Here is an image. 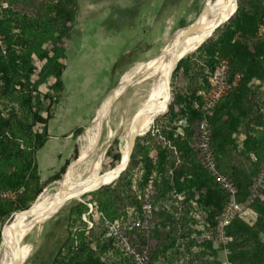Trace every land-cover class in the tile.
<instances>
[{
  "label": "trees",
  "instance_id": "16d2710c",
  "mask_svg": "<svg viewBox=\"0 0 264 264\" xmlns=\"http://www.w3.org/2000/svg\"><path fill=\"white\" fill-rule=\"evenodd\" d=\"M6 1L12 3V0ZM79 3L80 0H54L48 7L49 16L45 24H41L39 18L21 16L9 8L0 19V35L5 46V49L0 47V103L8 98L11 102L17 100L20 103L17 108L12 107L7 116L0 111V192H14L11 199L0 200L1 224L11 223L13 214L28 210L46 187L42 184L37 153L43 149L49 137V124L54 117L51 113L53 97L42 95L40 88L53 79L49 89L56 92L57 97L64 90L62 78L66 70L65 60L75 34ZM13 23L16 24L13 26ZM262 27L264 0H239L238 11L229 24L217 29L218 39L199 50L202 52L200 58L204 66L198 75V84L197 79H194L195 88L186 97H176L170 105L169 113L163 118L164 125L160 128L155 125L148 132L145 144L140 143L141 138L137 139V149L131 156L129 167L114 185L86 194L84 203L72 207L67 220L68 235L51 264L131 263L133 259L124 256L115 240L105 236L101 214L111 221L118 218L127 220L132 215L142 218L139 197L150 180H155L157 189L152 201L153 207L161 197L176 191L185 197L186 206L191 208L189 201L194 200L207 211L208 225L218 228L230 194L203 164V157L197 147V128L203 121L212 129L210 150L219 172L229 177L238 189L236 202L243 207L247 204L257 214L253 225L237 214L225 227L227 243L224 248L229 251V262L264 264V187L257 188V194L253 197L254 179L258 178L264 166V133L259 137L251 134L255 127L264 131V115L255 110V103L250 100L252 95L249 87L253 79L264 80V38L259 36ZM18 30V33L14 32ZM239 37L246 40L258 38V45L254 51H250L247 44L238 41ZM225 47L232 50V55L227 58L228 79L232 82L238 75L240 83L216 103L211 114L205 115L204 96L210 91L208 73L220 64L218 57ZM33 57L42 63L40 69L34 64ZM190 62L189 59L181 60L173 76L181 70L189 76L193 72ZM200 80H203L202 84ZM46 101H50L47 108L44 107ZM177 119L186 121L181 134L177 133ZM241 125H245L244 133L247 136L242 151L233 138ZM82 133L83 128L75 132L76 136ZM157 138L163 142L156 141ZM117 145L118 140L108 151L110 162L107 163L110 169L104 174L117 168L121 162ZM226 146H232L239 158H245L249 167L243 164L242 167L232 166L233 170L225 168L223 161L227 162L226 158H229ZM131 148L127 151L128 157ZM140 165V178L136 180L135 170ZM65 166L51 178V182L60 179L66 171ZM89 204L98 213L93 218L96 224L91 230L87 229L81 218L88 212ZM131 209L134 210L132 214L129 212ZM190 221L193 220L190 218ZM190 221L184 216L179 220L172 219L170 232L163 238L165 243L161 249L151 253L149 264L157 262L160 254H165L169 247L175 246L180 232L191 230ZM77 224L79 228L72 232V227ZM137 231L143 230L132 232V235L139 238L141 233ZM157 231H153L152 237H156ZM180 245L182 243L178 247ZM201 246L209 249V255L217 252L213 242L200 244L195 238H190L186 243L187 253L183 255L190 257L189 264H219L210 261L205 252H194V248ZM106 257L116 258L117 261H103Z\"/></svg>",
  "mask_w": 264,
  "mask_h": 264
},
{
  "label": "rangeland",
  "instance_id": "374dc122",
  "mask_svg": "<svg viewBox=\"0 0 264 264\" xmlns=\"http://www.w3.org/2000/svg\"><path fill=\"white\" fill-rule=\"evenodd\" d=\"M53 1L54 0H12L11 3L10 1L7 2L6 0H0V19L3 18V12L7 8H9L10 10L21 14V16L29 15L33 18H39L41 24H45V19L49 16L48 7ZM80 1L81 2L79 3L78 17L75 23V30L76 27H84L87 31L86 35H84L83 38H74L68 48L69 51L67 53V59L65 60L66 70L62 78L65 88L59 97H57L56 92H53L49 89L54 82L53 79L49 80L40 88V92L42 95L48 94L53 97V106L51 107V113H53L54 117L50 121L49 128L50 136L53 138H51L45 145V147L41 149V151H39V154L37 153V160L41 170L40 176L42 178V184L46 187L35 203H37L42 195L46 193L50 194L46 198L45 202L50 201L51 198L57 193L59 183L65 180L70 175L72 170L76 168L83 145L80 138L85 134L87 127L92 125L94 119H96L97 111L100 110L103 105L106 104V102L112 97V91L117 87L120 81L131 72L130 70L132 68H135L132 66L137 62L148 61L142 66L149 65L150 63L154 62L177 37V33L189 30L194 27L204 9H207L210 4L219 0H176L177 3L175 4V7L169 9L168 13H164L163 17L160 20V27H167L168 35L162 37L161 42L156 47H154V49L147 50L144 48V50H138L135 56L132 58L130 56V54L133 55L134 53L132 49L137 48L140 42L136 43L134 41H131L133 42V46L128 43H123L125 45V47L123 48H128V50L127 52H125L126 56L118 61L121 67L118 66L115 67V69L114 66L110 65L112 62L111 56L107 57L106 51L104 52L103 50H101L99 52V48L97 46L100 47L101 44L98 42V39L100 40V36L97 34V32H99L101 29L108 28V33L110 36H115V33H113L112 31L117 30V34H124L123 36L128 38V36L130 37L133 36L132 34H136L138 30L136 28H138L140 25H143V27L145 26V19L142 18L141 14L137 19L126 20L124 25L121 26L109 20L110 15L119 14L117 13L119 11L118 6H114L112 1ZM145 1L147 3L142 4L140 12L145 13V15L147 14V16L152 14L151 10L153 8H156V6L163 2V0ZM123 11L124 10H122V12ZM105 14H107V18H102L101 16H104ZM220 14L221 11L217 12V16H219ZM15 24L16 23H13V26ZM14 32L18 33L19 30ZM89 32L91 33L90 36H88L90 34ZM259 36H262V38H264V27L260 29ZM217 39V32H215L197 50H195L193 53L188 54L183 59H189L191 61L190 63H192L191 65L193 72H191L189 76L183 73L182 70L176 76H173L174 72L177 69L174 68V71H172L169 77L170 80L168 79V86L169 84H171L172 86L171 90L168 89L169 96L166 94L165 77L162 73L153 74V79H155L157 82L155 86H157L160 91L159 94L153 98V100H150V96L152 95L154 82L136 84L135 86H131L125 93L121 94V96L114 104L108 116V119L99 123L98 127L95 126L89 134L90 143L88 144V150L86 143L85 150L89 152L87 160L91 161L93 157L99 154H101L103 158L100 164L98 175L95 178L98 183L102 181L103 176L105 175V171L110 169L108 168L109 165L107 162H110V160L107 158V154L110 148H112L115 141L118 140L117 147L121 154V160L124 159L121 149L123 148V151L127 153V151L132 147L133 136L128 131H130L134 127L139 115L144 108L148 106V112H151L152 110L151 113H153L155 111V115L151 127L148 131V120H145L146 122L143 124V130H139V134L145 133L144 136L139 137L142 139V141L140 142L142 145L145 144V138L147 136L146 134L155 125H157L158 128L164 125L165 121L163 120V118L166 115L165 110L167 108L168 100H171L170 105H172L177 96L186 97L195 88V83L197 82L198 84V75L200 74V70H202L204 66L203 61L200 58L202 52H200L199 50L203 48V46L209 45L212 41H215ZM237 39L238 41L247 44L250 51H254L258 45V38H255L253 40H246L239 37ZM116 45L120 46L121 44L117 43ZM123 48H121V51H126ZM96 49L98 50V52ZM231 51L232 50L228 47L223 48V51L218 57L219 62L228 63L227 58L232 55ZM33 62L38 69L41 68L42 63L39 62L36 57H33ZM194 79H197L196 82ZM235 81H237L238 86L240 83V76L237 75ZM200 82L202 84L203 80H200ZM249 87L251 88L252 95L250 96V100L254 101L256 106L255 110H258L264 115V80L253 79L249 83ZM19 104L20 103L17 100L16 102H11V99L9 98L5 99L0 103V111H2L3 115L7 116L9 110L12 107L17 108ZM49 104L50 101H46L44 103V107L47 108ZM43 115L46 116L47 114L44 112ZM103 122H105L104 125H102ZM120 122L123 124L122 127H119ZM175 124H177L178 126L177 132L182 133L183 128L186 126L185 119H177ZM80 128H83V133L79 136H76L75 132ZM244 130L245 125H241L239 132L233 135L235 142L240 146V151L243 150V144L247 137L244 133ZM97 131L102 132V134H100V136H97ZM69 133H71V137L66 139L64 135H67ZM263 133L264 131L259 127H255V129L251 132L253 137L262 136ZM109 135H112L111 140V137ZM156 141L163 142L161 138H157ZM106 143H109V146L107 148H105ZM136 149L137 141L133 153ZM225 150L229 151V158H226L227 162H225V160H222L225 168L227 167L229 170H233L232 166L242 167L243 164L248 166L245 158H239L237 152H235V149L232 146L227 147ZM64 166L67 168L66 171L61 175L60 179L51 182V178L58 174ZM140 167L141 165L139 166L138 170H135L136 180L140 178ZM241 171H243V169ZM117 176L118 173L115 172L114 174L109 176L107 181H105V183H103L101 186L108 184ZM154 182L155 180L153 181L154 188L152 200L157 193L156 184ZM114 183L104 187L112 186L114 185ZM99 187L81 192V194H79V200H69L68 202H66V205L57 212L58 214L56 213L45 222L30 229L18 242L16 248L11 254V258L8 264H51L56 257L60 247L64 244L68 235L69 229L67 220L70 216L72 207L79 203H84V196L88 193L95 192L94 190L98 191ZM202 192H204V190H202ZM82 193H84V195H82ZM185 201V197L181 194L176 193V191L170 192L166 197H161L158 202H156L155 211L150 221L151 223L149 230L145 233L137 231L138 233H141L139 234V238L138 236L135 237L131 234L134 246L138 249L147 250L149 252V255L151 256V253L153 254L158 249H161V245L165 243L163 238H165V236L170 232L172 219L175 218L179 220L184 216L189 221L190 218L191 220L195 221H190L189 223V227L191 228V230L194 229L195 232L193 233L191 232V230L187 233L186 231L180 232V234H178L177 236V242L175 246L169 247L165 254H160L158 261H155L153 264H189L190 257H184L183 255L187 253L186 243L190 240V238H195L200 244L207 241L213 242L215 245V249L217 250L215 254L209 255V249H207L205 246H201L194 248V252H205L206 255L209 256L208 259L210 261H216L219 264H231L228 259L229 251L228 249L224 248L226 243L222 242L221 240V232L218 228L215 229L208 225L207 211L199 207L194 200L189 201L191 208L188 205L186 206ZM244 210H246V214L243 216L245 221L253 225L255 223L257 214L254 213L247 204L244 205ZM23 212L27 211L17 212L13 214L14 218L11 223H0V232H2L5 228L4 236L12 233L15 227L12 231H9L10 228L13 225H16L15 221H17V215ZM88 212H85L82 215L81 218L83 222L84 216L89 218L87 214ZM33 215L35 214L31 213L28 216V219L32 218ZM170 216H173V218L171 219ZM130 218L133 220L135 219L133 215ZM161 222H164V224ZM84 224L86 225L85 222ZM79 226L80 225L78 224L73 226L72 232L79 228ZM155 230H158L156 237H152L153 231L155 232ZM2 242L3 240L0 243V253ZM179 243H182L180 247H178ZM124 256L126 255L124 254ZM107 258L108 257L104 258L103 261L109 260L110 262H113L116 259ZM132 262L134 263V260H132ZM132 262L129 264H133Z\"/></svg>",
  "mask_w": 264,
  "mask_h": 264
},
{
  "label": "bare ground",
  "instance_id": "6f19581e",
  "mask_svg": "<svg viewBox=\"0 0 264 264\" xmlns=\"http://www.w3.org/2000/svg\"><path fill=\"white\" fill-rule=\"evenodd\" d=\"M235 1L236 0H219L210 4L209 7H207L206 12L198 19L194 27L189 30L177 33V37L154 62L146 66L132 68L130 70L131 72L122 79L121 85L115 90L113 96L118 95L119 92H121L122 89L127 88L128 85H132L133 81H136L134 84L143 82L155 73H162L165 77V90L166 94L169 96L168 79L170 80L169 77L172 71H174L178 60L183 56L193 53L195 50L198 49L201 44H203V42H205L212 36V34L215 32L214 29L217 27L218 23L221 20H226L227 18H229L231 14H233V12L235 11ZM220 11L221 14L217 16V12ZM112 99L106 102L104 108L100 111L96 119L93 121L92 125L87 127L85 134L80 138L83 145L80 152V156L78 158V165L72 170L70 175L65 180L59 183L57 193L48 202H45V200L50 193L43 194L39 201L33 204V207L31 209L27 210V212H23L17 215V221H15L16 225H13L9 231H12L15 227L14 230L12 231V233L5 235L3 238L0 253V264H8L11 258V254L13 253L21 238L30 229L45 222L53 215H55L56 212L60 211L66 205V202L65 204H62L61 201L72 195L75 190L84 189V191H88L89 189L99 187L103 183H105V181H107L109 176H111L115 172L119 173L120 166H118L108 174H105L103 176L102 181L98 183L95 178L98 175L100 164L103 159L102 155L99 154L93 157L90 161L87 160L89 152L85 150L86 142L87 150L89 148V143L87 140L89 139V134L91 133L93 128L102 121L108 119ZM170 103L171 100H168L167 108ZM167 108L165 110V114H167ZM152 122L153 119H151L147 127V131L150 129ZM144 134H140L139 137L144 136ZM133 135L134 134H132V136ZM109 136L111 137V140L112 135ZM108 146L109 143H106L105 148H107ZM121 150L123 152V161H128L127 158L129 157L127 153L123 151V148ZM76 197L77 198L75 199H78L79 195ZM31 213L35 215H33L32 218L28 219V216Z\"/></svg>",
  "mask_w": 264,
  "mask_h": 264
},
{
  "label": "built area",
  "instance_id": "2783aa9c",
  "mask_svg": "<svg viewBox=\"0 0 264 264\" xmlns=\"http://www.w3.org/2000/svg\"><path fill=\"white\" fill-rule=\"evenodd\" d=\"M0 47L5 49L2 37L0 35ZM229 65L226 62H220V64L215 68L214 71L209 72V84L210 91L207 95L199 92L200 95H205V101L203 105V110L205 115L211 114L216 103L231 92L236 86L237 81H232L228 79ZM212 129L211 126L206 122H200L197 128V147L201 152L203 157V164L207 171L216 179L219 185L230 194V200L225 208L223 215L220 218L218 229L221 232V240L227 243V239L224 235L225 227L231 222L235 215H240L243 220L246 214L244 207L236 202V196L238 194V189L234 182L227 176L221 174L217 167V162L210 150ZM255 185L253 187V197L257 194V188L264 187V166L258 176L254 179ZM153 181L148 183L146 190L140 195V200L142 204L143 217L135 218L134 220L129 217L125 220L124 218H118L114 221L108 220L103 214L102 218V228L106 230V236L113 238L119 248H121L122 253L126 256L131 257L135 264H149L150 255L145 249H138L134 246L131 238V234L135 230L142 229L143 233L147 232L150 228V221L153 217L155 207L152 203L153 195ZM23 190L20 191L22 193ZM14 196V192L5 191L0 192V200L11 199ZM89 212L87 213L89 218L83 217L84 222L87 225V229L91 230L95 227V222L93 218L98 216L93 205L89 204ZM130 214L133 213V209L130 210Z\"/></svg>",
  "mask_w": 264,
  "mask_h": 264
},
{
  "label": "crops",
  "instance_id": "0c3cea01",
  "mask_svg": "<svg viewBox=\"0 0 264 264\" xmlns=\"http://www.w3.org/2000/svg\"><path fill=\"white\" fill-rule=\"evenodd\" d=\"M101 1H106V0H101ZM110 1H112L114 6H118V10H119L117 12V13H119L118 15L117 14L116 15L113 14V15L109 16V20L111 22H113L115 24H119V25L122 26V25H124L126 20L137 19L142 14V18L145 19V26L144 27L147 28L146 29V28L143 27V25H140L138 28H136V29H138L136 34H132L133 36H130V37L128 36V38L124 37L123 36L124 34H121V35L117 34V30L112 31L113 33H115V36H112V35L110 36L109 33H108V31H109L108 28L101 29L99 32H97V34L100 36V40L98 39V42L101 44L100 47L97 46L99 48V52L101 50H103L104 52L105 51L107 52V57L111 56L112 62H111L110 65L114 66V69H115V67L120 66L118 61L121 60L124 56H126L125 52H127V50H128V48L127 49L123 48V47H125V45L123 43H125V44L128 43V44H131L133 46V42H131V41H134L136 43L140 42V44H138L137 48H133L132 49V51L134 52L133 55L130 54V56L132 58V57L135 56V54H136V52L138 50L139 51L142 50V49L144 50V48L147 49V50L154 49V47H156L161 42L162 37H164L165 35H168L167 27L166 28H165V26L160 27L161 26L160 25V20L163 17L164 13H168L169 9H171L172 7H175V4L177 2H176V0H163V2L161 4H159L158 6H156V8H153L151 10L152 14L147 16V14L145 15V13H141L140 12L142 4L143 3H147L145 0H110ZM122 10H124V11L122 12ZM149 12H150V10H149ZM106 16H107V14H105L104 16H101V17L103 18V17H106ZM141 24H143V23H141ZM86 31L87 30L84 27H81V28H77L76 27V30L74 32L75 34H74L72 40L74 38L75 39L83 38L84 35H86ZM130 32H132V31H130ZM90 35H91V33L88 36H90ZM120 40H121V42H120ZM117 43H120L121 45L118 46V45H116ZM121 48H123L126 51L122 52ZM68 51L69 50H67V53H68ZM97 52H98V50H97ZM147 62L148 61H146V62H137L132 67L138 68V66L141 67L142 65L146 64ZM145 82H154L152 95L150 96L151 97L150 100H153V98L156 97L159 94V92H160L159 89L157 88V86H155L157 82H156L155 79H153V75H152L149 78H147L145 81L137 83V84H141V83H145ZM135 85L136 84H132L131 86H135ZM64 88H65V85H64ZM125 92H126V88L122 89L121 92H119L118 95H120L122 93H125ZM113 93L111 94V96H113ZM110 99H112V97ZM104 106H105V104L103 105V107L100 110L97 111L96 117L98 116L100 111L104 108ZM110 112H111V110L109 111V114H110ZM151 112H152V110H151ZM151 112H148V109H146L145 113L143 114V117H141V119H140L139 130H143V124L147 120H148L147 124L149 125L151 119L154 118L155 111L153 113H151ZM148 116H149V118H148ZM104 121H106V120H104ZM121 122H123V121H121ZM121 122L119 124V127H122V125H123ZM104 123L105 122H103L102 125H104ZM98 126H99V124L97 125V127ZM49 128H50V124H49ZM128 132H130V134H134V133H132V132H134L133 129H131ZM177 133H179V132H177ZM100 134H102V132L97 131V136L98 135L100 136ZM179 134H181V133H179ZM64 137L66 139L71 137V133H69L67 135H64ZM51 138H53V137H51L50 133H49V137H48V140H47L46 144L49 142V140ZM87 141H88V143H90V139H88ZM38 154H39V151H38ZM38 154H37V157H38ZM37 164H38L39 170H40V165L38 163V160H37ZM40 172H41V170H40Z\"/></svg>",
  "mask_w": 264,
  "mask_h": 264
},
{
  "label": "water",
  "instance_id": "95a60500",
  "mask_svg": "<svg viewBox=\"0 0 264 264\" xmlns=\"http://www.w3.org/2000/svg\"><path fill=\"white\" fill-rule=\"evenodd\" d=\"M238 2H239V0H236L235 1V6H236V8H235V11L233 12V14H231V16L229 17V18H227L226 20H221L219 23H218V25H217V27L214 29V31L216 32L217 31V29L218 28H220V27H224L226 24H228L230 21H231V19L234 17V15L237 13V11H238ZM206 10L207 9H205L203 12H202V14H201V16L206 12ZM200 16V17H201ZM199 17V18H200ZM198 18V19H199ZM214 32V33H215ZM204 43V42H203ZM202 45V44H201ZM200 45V46H201ZM199 46V47H200ZM198 47V48H199ZM187 56V55H186ZM186 56H183V57H181L179 60H178V62H177V65H176V67L175 68H177L178 67V65H179V63L181 62V60H183ZM136 82V81H135ZM134 81L132 82V84H134L135 83ZM121 83H122V80L120 81V83L117 85V87L112 91V93L113 92H115V90L121 85ZM130 86L131 85H128L127 86V88H126V91L130 88ZM168 89H172V86H171V84H169V86H168ZM121 96V94L120 95H116V96H113V99H112V102H111V109L110 110H112V108H113V106H114V104L116 103V101H117V99L119 98ZM149 104V103H148ZM148 107V106H147ZM147 107L146 108H144L143 109V111L141 112V114L139 115V117H138V119H137V123L134 125V127L132 128L133 129V131H134V135H133V145H132V148H131V151H130V154H129V158H127L128 159V161H126V162H124L123 160H121V162H120V164H119V166H120V170H119V173H118V176L116 177V178H114L113 180H111V182H109L108 184H106V185H103V186H101V187H99V189H101L102 187H104V186H107V185H111L112 183H114L115 181H117L119 178H120V176L127 170V168L129 167V164H130V161H131V156H132V154H133V151H134V149H135V146H136V141H137V139L139 138V125H140V119H141V117H143V114L145 113V111H146V109H147ZM169 111H170V105L168 106V108H167V114L169 113ZM166 114V115H167ZM165 115V116H166ZM148 134V133H147ZM146 134V135H147ZM98 189V190H99ZM84 191V189H81V190H75L73 193H72V195H70L68 198H65L63 201H61L62 202V204H65V202H68L69 200H71V199H75V198H77L76 196H78L79 194H81V192H83ZM94 191H96V190H94ZM82 195H84V193H82ZM82 195H80V196H82ZM81 199V198H80ZM79 200V199H78ZM62 204H61V206H62ZM33 206H31L29 209H31ZM28 209V210H29ZM27 211V210H26ZM57 213V212H56ZM5 229V228H4ZM4 229H3V231H2V240H3V236H4Z\"/></svg>",
  "mask_w": 264,
  "mask_h": 264
}]
</instances>
